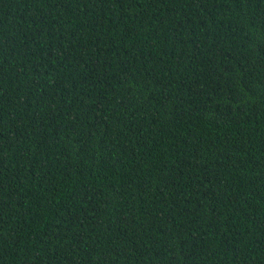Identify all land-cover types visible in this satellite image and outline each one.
Returning <instances> with one entry per match:
<instances>
[{
  "label": "trees",
  "instance_id": "1",
  "mask_svg": "<svg viewBox=\"0 0 264 264\" xmlns=\"http://www.w3.org/2000/svg\"><path fill=\"white\" fill-rule=\"evenodd\" d=\"M0 264H264V0H0Z\"/></svg>",
  "mask_w": 264,
  "mask_h": 264
}]
</instances>
